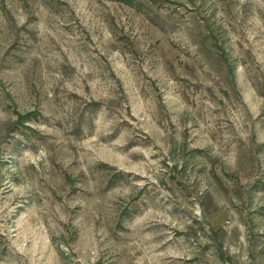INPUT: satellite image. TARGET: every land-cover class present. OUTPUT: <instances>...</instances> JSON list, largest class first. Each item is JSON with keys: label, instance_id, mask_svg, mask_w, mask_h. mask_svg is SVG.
Returning a JSON list of instances; mask_svg holds the SVG:
<instances>
[{"label": "rangeland", "instance_id": "1", "mask_svg": "<svg viewBox=\"0 0 264 264\" xmlns=\"http://www.w3.org/2000/svg\"><path fill=\"white\" fill-rule=\"evenodd\" d=\"M0 264H264V0H0Z\"/></svg>", "mask_w": 264, "mask_h": 264}, {"label": "trees", "instance_id": "2", "mask_svg": "<svg viewBox=\"0 0 264 264\" xmlns=\"http://www.w3.org/2000/svg\"><path fill=\"white\" fill-rule=\"evenodd\" d=\"M117 1L123 2V3H130L131 2V0H117Z\"/></svg>", "mask_w": 264, "mask_h": 264}]
</instances>
